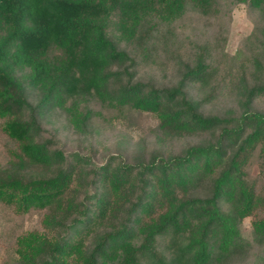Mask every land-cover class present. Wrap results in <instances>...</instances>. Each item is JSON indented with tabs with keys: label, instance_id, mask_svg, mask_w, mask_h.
I'll use <instances>...</instances> for the list:
<instances>
[{
	"label": "trees",
	"instance_id": "16d2710c",
	"mask_svg": "<svg viewBox=\"0 0 264 264\" xmlns=\"http://www.w3.org/2000/svg\"><path fill=\"white\" fill-rule=\"evenodd\" d=\"M239 4L253 30L232 55ZM127 111L155 127L99 161L98 127ZM0 137V207L43 213L6 264H248L264 251V0H0Z\"/></svg>",
	"mask_w": 264,
	"mask_h": 264
},
{
	"label": "rangeland",
	"instance_id": "374dc122",
	"mask_svg": "<svg viewBox=\"0 0 264 264\" xmlns=\"http://www.w3.org/2000/svg\"><path fill=\"white\" fill-rule=\"evenodd\" d=\"M252 30L253 24L248 18L247 8L245 5L239 4L232 12V23L228 31V53L234 55L240 44L251 34ZM155 120L154 117L148 114H136L127 111L124 117L112 124L109 122L100 124L101 126L98 128L101 135H98L96 149H102L103 152L98 160L101 161L103 159L102 155L106 152L104 151L105 145H112L121 137L134 142L138 141L155 127ZM103 141L105 145L102 144ZM6 148L5 138L0 137V162L3 164H6L9 159L8 148ZM68 149L67 152L75 150L73 143ZM77 149L83 153L88 152L85 145L78 144ZM258 170V165L253 166L251 168V177L254 178ZM42 218L43 213L41 211L32 210L28 213H20L18 210L0 207V264H6L9 261L8 259L14 256L19 237L28 232L42 229ZM240 233L244 239L252 241V219L248 218L243 221L240 225ZM261 256L264 257V251L255 250L250 255L248 264H257L256 260Z\"/></svg>",
	"mask_w": 264,
	"mask_h": 264
}]
</instances>
